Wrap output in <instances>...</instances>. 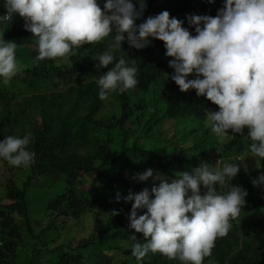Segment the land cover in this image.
I'll return each mask as SVG.
<instances>
[{
  "label": "clouds",
  "instance_id": "clouds-1",
  "mask_svg": "<svg viewBox=\"0 0 264 264\" xmlns=\"http://www.w3.org/2000/svg\"><path fill=\"white\" fill-rule=\"evenodd\" d=\"M145 6V0H104L102 7L99 0H4L2 18L10 22L18 15L24 20L25 31L36 38L37 61L68 59L76 49L110 35L119 48L125 41L137 50L148 47L150 38L161 41L170 58L168 67L174 69L170 79L179 90H195L197 97L217 106L218 111L206 110L211 131L225 137L229 131L244 135L247 129L251 143L245 156L264 159V0H224L215 16H188L195 35L168 11L137 25ZM17 47L14 40L0 37V79L5 85L19 70ZM94 59L100 68L113 65L97 79L101 100L112 91L122 93L138 85L136 60L116 61L111 50ZM32 140L31 133L4 137L0 158L15 167L30 166L35 156L29 150ZM243 161L222 168L201 162L190 171L175 172L171 180L159 172L154 175L151 168L135 174L133 179L139 182L151 178L153 186L129 191L123 198L132 202L128 227L142 234L144 241L131 236L136 241L131 255L140 261L151 252L180 264H204L216 240L227 236L231 221L246 205L248 193L242 187L230 184L227 192L217 187L235 178L246 167ZM252 184H264V173ZM201 187L206 190L203 194Z\"/></svg>",
  "mask_w": 264,
  "mask_h": 264
},
{
  "label": "rangeland",
  "instance_id": "rangeland-1",
  "mask_svg": "<svg viewBox=\"0 0 264 264\" xmlns=\"http://www.w3.org/2000/svg\"><path fill=\"white\" fill-rule=\"evenodd\" d=\"M0 13V37L9 26L24 21L18 15H14L10 22L2 18L6 14L4 0H0ZM114 45L113 39L105 38L101 48L94 51V58L98 53L111 50L116 60L119 59L123 50ZM35 47L36 39L33 44L18 46L17 75L7 85L0 79V139L10 135L23 137L28 133L34 138L43 123L46 134L50 135L57 131L60 119L66 115L70 114L75 118L84 115L86 102L75 106V87L90 82L98 84V77L112 66L100 68L96 60L92 70L84 73L33 78L21 73V68L28 62ZM90 48L91 45H85L80 49ZM65 63L63 58L56 60L57 65ZM129 94L136 102L142 97L136 90H130ZM153 95L152 104L137 110L142 113L139 120L131 117L124 125V147H130L133 140L137 139L145 150L163 149L165 153L181 158L184 167L181 171H190L201 162L222 168L227 163L244 160L243 165L246 167L242 166L237 176L227 181L225 187H217L222 192H227V185L230 184L242 187L248 193L245 197L246 205L240 216L231 221L232 228L227 236L216 240L211 256L204 261V264H232L236 251L241 249L244 243L253 242L254 233L264 231V226L255 223L253 218L256 209H264V184H252L254 179L264 173V159L253 157L250 153L246 157L247 152L224 153L222 149L235 136L233 133L229 131L228 136H217L211 131L207 118L204 121L165 118L164 92L156 89ZM118 115L119 103L115 99V92L112 91L107 99L101 100L97 112L92 117L93 121L98 122L95 125L97 128L93 130L91 124L86 127L88 144L78 149L67 148L62 156L77 162L91 160L94 166H97L99 162L95 158V146L98 142L110 151L111 156L122 154L120 148L124 135L114 121ZM200 144L205 147V155L192 162L193 147ZM138 167L131 154H124L120 164H111L98 169L97 172L70 175L53 172L51 175H39L33 163L28 167H15L0 159V211L12 203L4 196L6 186L12 183L20 189L23 182L31 177L29 186L25 189L31 236H24L25 233L21 230L20 238L15 240V250L7 253L5 262L56 264L59 256L66 254V264H180L179 261H170L159 253L151 252L138 261L131 255L132 247L136 243L131 236L135 235L141 243L144 242L143 236L129 229V221L120 222L104 209L96 207L97 205L91 209L80 210L76 215L69 214L67 206L58 201V192L66 186H71L85 195L104 197L113 183L116 191L127 196L129 191L133 193L134 185L153 183L151 178L145 182L133 179L135 174L144 172V168ZM166 173L171 171L168 169ZM204 191L206 190L201 187V194ZM13 216L17 224H23L20 215Z\"/></svg>",
  "mask_w": 264,
  "mask_h": 264
},
{
  "label": "trees",
  "instance_id": "trees-1",
  "mask_svg": "<svg viewBox=\"0 0 264 264\" xmlns=\"http://www.w3.org/2000/svg\"><path fill=\"white\" fill-rule=\"evenodd\" d=\"M101 7L104 0H99ZM135 3V0H133ZM224 0H213L209 3L208 0H145V10L143 16L136 21L137 25L146 20L149 16L158 15L162 11H168L171 17H175L184 21L183 26L195 35V30L189 27L187 17L190 15H209L215 16L220 8L223 7ZM138 7V5H137ZM1 18V13H0ZM4 40H14L17 46L33 44L35 37L24 29V21L14 23L9 26L2 34ZM110 39L114 40V35H110ZM104 41V40H102ZM102 41L97 44H92L88 50L76 49V54L65 60V64L57 65L58 59H45L37 61V47H35L30 55L28 62L21 68V73L33 78H47L50 76H71L74 73L80 74L91 71L96 60L94 59V51H98L102 46ZM148 47L137 50L129 47L125 41L120 48L123 50L120 58L136 60L138 68L137 79L138 85L135 88L120 92H115V99L119 103V115L115 118V124L120 131H124V125L132 117L139 120L142 113L137 110L146 108L152 104L154 98V90L161 89L165 98L163 99V116L168 119L190 118L198 121H204L206 110L218 111L217 106L207 101L204 97H197L195 90H189L182 93L178 86L170 79L174 73V69L168 67L170 58L165 55V48L161 41L151 39ZM119 58V59H120ZM117 59L116 61H118ZM115 63V61H114ZM113 67V65L111 66ZM110 67V69H111ZM108 69V70H110ZM190 76L189 79H193ZM130 90H136L142 97L139 101H135L129 94ZM75 91V106H80L86 102L85 114L79 118L72 115H66L59 121L57 131L47 135L45 124L39 129L36 137L33 138L29 145V150L34 156L33 166L37 170V174L51 175L53 172L60 174H87L97 172L98 169L109 165H117L124 159V154H131L136 159L137 166L144 168V171L151 168L154 173L157 172L167 174L166 177L171 180L173 173L181 171L182 160L180 157L165 153L163 149L145 150L134 139L130 147H124L126 135L123 133L121 152L122 154L114 157L110 151L101 143L98 142L95 146V158L98 160V165L94 166L91 160L77 162L70 158L62 156L67 148L78 149L79 147L88 144L87 125L91 124L94 130L98 122L93 121L92 117L97 112L101 99L99 97V86L94 82L77 85ZM148 101V103H146ZM160 104V103H159ZM162 108V107H161ZM94 125V126H93ZM2 140V139H0ZM44 141V143L42 142ZM251 141L247 137V129L244 130V135L236 134L224 145L222 151L224 153H245L248 152V147ZM205 147L195 145L193 147L194 154L191 156V161L196 162L199 158L205 155ZM2 159V158H0ZM3 160V159H2ZM8 163V162H7ZM138 167V168H139ZM171 173H166V170ZM23 182L21 188H17L10 183L5 188V198L11 201L4 210L0 211V264H8L5 262L7 253H12L15 250L17 238H20L21 230L25 233L24 236H31V227L28 219V208L25 200V189L29 186V180ZM114 184L107 190V194L103 197L99 195H85L82 192L74 189L71 186L62 187L58 192V201L67 206L69 214L76 215L85 208H93L95 205L98 208L111 214L113 211L119 212L115 215L118 221L128 222V215L131 211L132 202L125 203L122 192L114 189ZM153 186V183L146 185H134L133 193H138L144 188ZM119 193V200L117 194ZM13 214H18L23 220V224H17ZM143 214V212H138ZM112 215V214H111ZM254 222L264 226V209L253 213ZM251 243H244L242 248L236 251L234 262L232 264H264V231L262 233H254ZM67 255L59 256L56 264H66Z\"/></svg>",
  "mask_w": 264,
  "mask_h": 264
}]
</instances>
